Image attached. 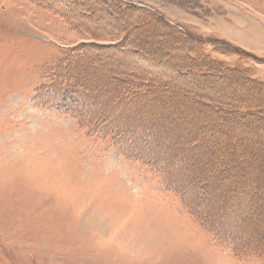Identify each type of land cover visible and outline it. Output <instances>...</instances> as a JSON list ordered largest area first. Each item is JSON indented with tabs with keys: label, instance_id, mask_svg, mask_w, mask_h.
<instances>
[{
	"label": "rangeland",
	"instance_id": "obj_1",
	"mask_svg": "<svg viewBox=\"0 0 264 264\" xmlns=\"http://www.w3.org/2000/svg\"><path fill=\"white\" fill-rule=\"evenodd\" d=\"M142 12L151 21L135 23ZM176 51L195 61L161 67ZM116 64L198 97L155 90L130 120L109 81L134 79L112 76ZM222 139L226 163L208 150ZM180 149L197 165L172 173L190 203L173 170L137 159ZM263 160L264 0H0V264H264Z\"/></svg>",
	"mask_w": 264,
	"mask_h": 264
},
{
	"label": "trees",
	"instance_id": "obj_2",
	"mask_svg": "<svg viewBox=\"0 0 264 264\" xmlns=\"http://www.w3.org/2000/svg\"><path fill=\"white\" fill-rule=\"evenodd\" d=\"M118 7L119 6H116V8H118ZM121 8L120 9L118 8L117 10L119 12H122L121 10H124L125 12L128 11V10H130V11H133L134 14H136L137 12H139L138 10H135L136 8H133L132 6L131 7L130 6H126V7L123 6ZM142 13H141V16L142 17H140V16L139 17L138 16H135L134 17L135 18L134 19V22L135 23L139 22L140 20H145V22L146 21L147 22H150L151 21L150 17L147 16L148 15L147 13H143V14ZM123 14H125V13H123ZM109 15L111 17V14H109ZM127 16L129 17L130 15H127ZM154 19L157 20L158 18H154ZM137 27L138 26H133V30H131V31H134L135 30L134 32H136L137 31ZM166 27H167V25H166ZM167 28H169L172 32H176L175 29H173L171 27H167ZM123 31H125L127 33L128 29L124 28ZM132 37H135V36L134 35H130L129 37H125V38H126V40H129V38L131 39ZM201 46L203 48V45H201ZM134 47H135V49H137L138 46H134ZM140 50H144V49H141L140 48ZM120 52H124V50H120ZM127 53L131 56V53L130 52H127ZM174 53H172L171 55L168 54V56H170V58H169V60H170L169 61V65L170 66L169 65H162L161 67H164L166 69L167 68H170V69L177 68L178 66H175L177 64V63L175 64V62L178 61V57L179 58H187L191 62H194L195 61V59L193 57H191V55H190L189 52H184V54H182V52H177V55H176V53L175 54ZM140 55H141L140 58L146 59V58H144V56H142V54H140ZM171 57L172 58L173 57H176L174 59L175 61L173 59H171ZM98 65H99V67H101V65H103V64H98ZM105 68H108V67H105ZM107 70L110 73H112V76L113 75L115 77L117 76L118 79H122V78H126V77H128L130 79H134V82L133 83H125L123 81L122 82H120V81H117V82L116 81H109V83L111 84L109 86L113 89V92H114V90L116 91V97H118V99L121 98V105L123 107L126 106L127 108H130L131 114L128 115V116L131 117L130 120H133V121H136V117H138V116H136V115H138V113L135 111V109L136 108H139V109L142 108V109H144L145 107H147L148 103H146L145 101L146 100L148 101V99L151 98V95L154 94V91L155 90L157 91L158 96H161L162 98H165V99L167 98L169 101L177 98L176 100L181 105H183V102L182 101L185 100L184 97H189L190 98V96H194L195 95V94L189 93L188 91H186L184 89H180L179 86L177 85V83L176 84H174V83L172 84L171 81L169 79H167V78H159L158 76H154L153 74H147V73H142V72H140L138 70H132L131 68L126 67L124 65H118V64H116L113 67H109ZM236 74H238V72L233 73V75H236ZM240 76H244V75L243 74H240ZM72 77H74V76H72ZM72 77L68 76V77H65V79L66 78H67L66 80H68V79H74ZM244 77H245L244 80L246 82H248V83H250L252 85H256L255 81H252L247 76H244ZM246 86H248V84ZM59 88L61 89V87H59ZM53 91H55V89H53ZM81 91H82V93L79 92L81 94H80L79 97H77L78 98V102H80V104H82L81 101L83 99H85V98L88 97V95L86 96L85 94H83L84 93L83 88H82ZM63 92H65V93H69V92L72 93L74 91H73V88L72 87H65V88H63ZM85 92L88 93V91H85ZM55 93H57V92L55 91ZM114 95L115 94L112 93V98L113 99L116 98ZM195 97H198V96L195 95ZM76 100L77 99H75V101ZM45 102H46V106H48L51 103L49 99H46ZM140 111H141V109H140ZM130 112H128V113H130ZM146 112H145V110H142V113H146ZM71 114H73L72 116L75 117L83 127H86V126L88 127L89 124H90V122H91V120H92V118L95 117V116L92 115V113L90 111H88V110L84 111L82 109L79 110V111H77V112H74V113H72V111H71ZM122 115L126 116V114L124 113V111L118 113L117 116H115V121L116 122H119L120 117ZM171 116H174V115H171ZM142 117L145 118L146 116L143 115ZM103 126H104V124L102 123L101 127H103ZM101 127H98V128H101ZM139 133H141V132L139 131L138 134ZM114 135L119 136L120 134L114 130ZM122 136H123V139L122 140H119V141H120V144L122 145V151H123V149H126L127 148V146L125 145V143H127V142H126L125 134H121V137ZM198 141H199V139H198ZM198 141H193L191 145H189L188 147H186L188 149V152L197 153L196 150H198L199 146L198 145H195V144H198ZM228 145H229V143L227 142V140L226 139H222L220 141L218 140L217 142H212L211 145L209 146L208 150L212 151L213 153L216 152V154L220 155L223 158L224 163H226V161H227V158L226 157H229L231 159H233L234 157H236L234 155V152L233 151H231L230 154H229ZM232 147L234 149H236V145L235 144H233ZM180 152H181V149L180 150H176V152H173L172 153L175 156H170L171 158L169 159V161H171L172 163L169 166V170H167V169L165 170L164 169L165 166H167V164L169 162V161H167V159H159V157H158V159L160 161L157 160V159H153V158L151 159V158L147 157L149 155L142 154L143 152L137 153V159L139 161L143 162V163L148 161L147 164H151L150 166L153 165V167H154L155 165H157V166L161 167L162 170H164L163 171L164 173L166 171L167 172H170V170H173L170 173V178H171L170 187L175 188V189L172 188V190L174 192H176V193L179 192L181 194H184L185 195V197H184L185 202L190 203L191 199L188 196H186L185 193L181 192V190H179L176 187V185H177L175 183L176 179L174 181V176L172 175V173L173 174H176V175H177L178 172H180L181 174L182 173H188L189 174L191 172H195L196 173V171H197V165H190V164L186 163V161L184 159H181L180 158V156L178 154ZM237 153H238L237 154L238 155V159L239 158L241 159L242 158L241 157V152L238 150ZM129 154H130V150H129ZM165 157L167 158L168 156H165ZM161 162H163V163H161ZM261 162H264V160L261 161ZM213 168H215V167L213 166ZM209 171L210 170L208 169V174H207L206 177L209 176ZM206 173H207V169H206ZM188 180H189V176H188ZM208 180H209L208 182H215V181H212V178H210V177H209ZM200 181H203V180L201 179ZM196 191L198 193L196 195V198L198 199V197H200V189H197ZM181 202H184L183 199L181 200ZM251 207H254V206H251ZM217 239L219 241V244H221L220 242H222V245L226 243L227 244V245L225 244L227 246L226 248H228L230 251L233 250L232 247L234 246V244L242 245V243H240L238 240H236L234 238H226V239H224L222 241L219 238H217ZM261 243L264 244V239L261 240ZM232 253H234V252H232ZM237 253H240V252H237Z\"/></svg>",
	"mask_w": 264,
	"mask_h": 264
},
{
	"label": "bare ground",
	"instance_id": "obj_3",
	"mask_svg": "<svg viewBox=\"0 0 264 264\" xmlns=\"http://www.w3.org/2000/svg\"><path fill=\"white\" fill-rule=\"evenodd\" d=\"M109 16V15H108ZM117 25V24H116ZM143 51V50H142ZM150 54H152V52L150 53ZM164 54V53H163ZM147 55V54H146ZM159 57V56H158ZM176 58V57H175ZM175 61V60H174ZM163 63V62H162ZM170 66V65H169ZM124 73V72H123ZM257 94V93H256Z\"/></svg>",
	"mask_w": 264,
	"mask_h": 264
}]
</instances>
